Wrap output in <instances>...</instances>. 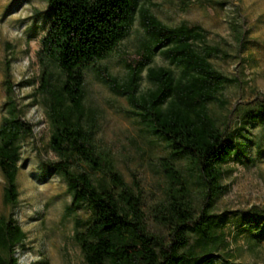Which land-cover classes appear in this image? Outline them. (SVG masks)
Masks as SVG:
<instances>
[{
    "label": "trees",
    "instance_id": "obj_1",
    "mask_svg": "<svg viewBox=\"0 0 264 264\" xmlns=\"http://www.w3.org/2000/svg\"><path fill=\"white\" fill-rule=\"evenodd\" d=\"M53 15L37 52L41 66L36 92L51 128L57 159L44 160L60 174L72 196L69 212L92 210L85 228L75 231L85 264H210L228 248L225 217L214 209L223 164L243 153L244 143L213 116L210 104L226 108V87L238 84L215 67L222 49L208 42L205 28L163 23L140 0H48ZM141 28L137 58L126 60L120 79L99 61L109 57ZM237 36L245 31L236 28ZM159 54L169 65L153 64ZM95 69L117 94L127 98L146 131L164 143L159 157L165 184L153 198L139 181L128 182L114 156L98 138L95 112L86 105V81ZM145 72L152 87L141 91ZM6 100L0 123L3 201L19 203L17 176L23 142L33 135L6 70ZM264 101L236 108L239 124L256 121ZM264 225V208L250 211ZM82 221L77 218V225ZM26 232L13 214L0 215V264H22L18 248ZM232 264V262H230Z\"/></svg>",
    "mask_w": 264,
    "mask_h": 264
},
{
    "label": "rangeland",
    "instance_id": "obj_2",
    "mask_svg": "<svg viewBox=\"0 0 264 264\" xmlns=\"http://www.w3.org/2000/svg\"><path fill=\"white\" fill-rule=\"evenodd\" d=\"M165 24H198L206 29L208 42L223 51L211 57L216 68L239 79L226 87V108L210 104L214 117L244 143L243 153L223 164L224 190L214 203L225 217L228 248L210 264H264V225L256 224L250 211L264 208V110L245 127L239 124L236 108L264 101V0H140ZM48 0H0V123L6 100V70L10 69L15 94L33 135L22 147L17 184L19 203L15 208L3 201L5 177L0 170V215L17 219L26 232L18 248L22 264H85L75 239L84 229L92 210L81 207L69 212L72 196L64 178L45 166L57 159L50 147L51 128L45 107L36 92L41 66L37 52L52 20ZM236 28L245 31L242 39ZM141 28L138 21L109 57L99 65L122 79L126 60L137 58ZM153 64L169 65L157 54ZM152 87L143 73L141 91ZM86 105L95 112L98 138L114 156L125 179L139 185L153 198L165 184L159 157L167 153L163 142L150 135L126 97L115 93L95 69L86 81ZM77 218L82 221L77 225Z\"/></svg>",
    "mask_w": 264,
    "mask_h": 264
}]
</instances>
